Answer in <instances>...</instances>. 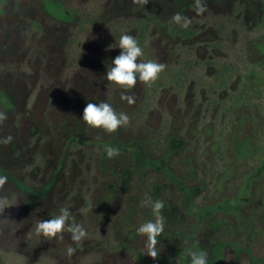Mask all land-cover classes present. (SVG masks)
Returning a JSON list of instances; mask_svg holds the SVG:
<instances>
[{
  "label": "rangeland",
  "instance_id": "1",
  "mask_svg": "<svg viewBox=\"0 0 264 264\" xmlns=\"http://www.w3.org/2000/svg\"><path fill=\"white\" fill-rule=\"evenodd\" d=\"M71 23L50 18L39 0H0V264H190L189 247L209 253L217 239L264 257V17L260 0H61ZM181 13L189 28L172 23ZM146 27L138 62L167 73L183 69L184 86L152 97L138 80L122 89L106 71L123 34ZM191 31L190 37L178 33ZM250 69V95L229 109L228 97ZM236 79L215 88L216 77ZM107 102L130 125L114 133L87 126V103ZM112 146L119 155L107 158ZM162 200L159 258L145 255L138 227L154 220L148 198ZM67 207L87 238L80 244L38 237V219ZM37 209V211H35ZM213 222L220 223L215 229ZM76 249L66 254V247ZM224 264H248L229 248Z\"/></svg>",
  "mask_w": 264,
  "mask_h": 264
},
{
  "label": "clouds",
  "instance_id": "2",
  "mask_svg": "<svg viewBox=\"0 0 264 264\" xmlns=\"http://www.w3.org/2000/svg\"><path fill=\"white\" fill-rule=\"evenodd\" d=\"M139 5H146L148 0H133ZM193 10L197 15H202L207 11L204 0H193ZM171 22L187 29L192 24V19L181 13H175L171 17ZM119 48L120 54L117 55L111 62V67L107 69L104 76L107 82H110L121 88V100L127 101L128 104L135 103V97L125 95L124 93L135 87L138 80L145 84L154 83L160 73L165 70V65L155 60L147 62H138V58L143 55L142 48L138 45L136 38L130 34H123L119 38L117 46L109 45V49ZM8 116L6 112L0 111V125H2ZM83 122L94 129H103L108 133H114L121 127L130 125V117L125 112L117 113L112 105L107 102L87 103L82 115ZM11 136L0 139V143L8 144L12 141ZM106 157L111 159L119 155V149L106 146L104 149ZM7 182V177L0 175V189H3ZM146 205H150L154 220H149L141 224L137 233L145 237V255L156 260L159 258L160 250L157 248L159 243L158 237L163 233L165 219L162 215L164 203L162 200L153 201L150 197L145 201ZM13 207L10 199L7 196H0V213H3L6 208ZM37 211V209L35 210ZM70 233V239L76 244L82 243L87 238V232L82 224L77 223L75 218L67 207L60 209L59 214L51 219H38L35 224V234L40 237L49 239L59 236L63 239V233ZM76 249L71 245L66 247V254L74 255ZM190 258V264H207V253L203 250H198L197 247H189L185 253Z\"/></svg>",
  "mask_w": 264,
  "mask_h": 264
},
{
  "label": "trees",
  "instance_id": "3",
  "mask_svg": "<svg viewBox=\"0 0 264 264\" xmlns=\"http://www.w3.org/2000/svg\"><path fill=\"white\" fill-rule=\"evenodd\" d=\"M261 1V10L262 15L264 17V0ZM40 5L44 12L53 20L59 23L68 24L71 23L74 19L75 13L70 9L66 8L61 0H39ZM140 33L137 34L136 40L138 45L143 48L146 44L145 36L148 32L146 27H140ZM181 37H190L193 35L191 31H182L178 33ZM187 71L183 69H174L171 73H167L166 77H164V82L167 84H173L176 86H184L186 79H188L186 75ZM254 69H250L249 72H246L243 77L237 80V84L235 85V90L228 97V102L230 104V111L236 108V105H239L241 101L246 99L247 95H250V90L248 87L250 74H254ZM158 78H162L159 76ZM215 81V88L228 89L231 84L235 83L236 79H232V76L229 77H220L217 76ZM163 81H155L154 83L149 84L150 87V95L153 97L156 92L166 87V84ZM229 86V87H228ZM214 228L219 229L220 223L213 222ZM229 248L232 250L236 256L240 254H245L248 258V264H264V257H256L251 254L249 248L240 247V245L236 241H229L223 238H219L216 242L211 246L208 256H207V264H224L225 260V251Z\"/></svg>",
  "mask_w": 264,
  "mask_h": 264
}]
</instances>
